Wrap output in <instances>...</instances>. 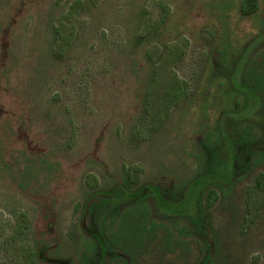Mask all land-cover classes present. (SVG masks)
Instances as JSON below:
<instances>
[{
    "label": "rangeland",
    "instance_id": "374dc122",
    "mask_svg": "<svg viewBox=\"0 0 264 264\" xmlns=\"http://www.w3.org/2000/svg\"><path fill=\"white\" fill-rule=\"evenodd\" d=\"M241 1L0 0V264H78L92 250L89 202L126 170L134 198L194 181L199 141L236 94L219 66L264 32V0L250 15ZM253 60L261 80L264 45ZM179 83L185 96L158 120ZM254 119L263 129L264 110ZM254 148L208 210L210 250L151 206L143 242L90 264H202L207 252V264H264V193L249 199L264 139Z\"/></svg>",
    "mask_w": 264,
    "mask_h": 264
},
{
    "label": "trees",
    "instance_id": "16d2710c",
    "mask_svg": "<svg viewBox=\"0 0 264 264\" xmlns=\"http://www.w3.org/2000/svg\"><path fill=\"white\" fill-rule=\"evenodd\" d=\"M257 9V0L241 1L240 11L243 15L253 14ZM163 21L162 16L160 22ZM263 34L264 32L257 35L237 57H233L230 69L219 66L236 94L233 107L223 109L212 133H207L206 138L199 141L201 168L194 181L172 185L165 190L160 186L154 194L144 193L134 198L126 193L135 185L137 177L135 170H126L120 189H115L111 196L97 195L89 202L86 213L90 215L88 233L92 240V250L83 252L78 264H90L100 248L104 255H111L115 260H121L124 254L128 256L129 250L125 247L128 245L125 243L132 238L137 243L143 242V236L146 237L158 226L151 220L150 223L145 220L146 216H151V206L158 208L174 227L177 226L178 233L184 229L188 234L204 236L202 240L210 250L212 243L205 238L209 229L208 210L215 205L221 193L242 173L247 172L252 156L258 152L254 144L264 139V128L260 129L254 121L255 116L260 117L264 110V78H254L250 68L253 57L258 54L261 45H264L261 38ZM252 42L254 47L251 46ZM181 88L183 85L179 83L165 92L162 106L164 110L159 112L161 117L158 120L168 114L170 108L185 96V89L180 90ZM148 114L150 110L147 107L144 117ZM88 184L94 185L90 182ZM262 192L264 193V172L255 176L249 199ZM263 203L264 199L261 204ZM137 214L140 218L131 222L133 215ZM180 222L181 226L178 227ZM43 247L46 249V245ZM209 254L210 252L206 253L207 259L202 264H207Z\"/></svg>",
    "mask_w": 264,
    "mask_h": 264
}]
</instances>
